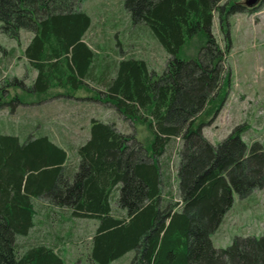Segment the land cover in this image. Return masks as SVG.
I'll return each instance as SVG.
<instances>
[{
    "label": "trees",
    "instance_id": "16d2710c",
    "mask_svg": "<svg viewBox=\"0 0 264 264\" xmlns=\"http://www.w3.org/2000/svg\"><path fill=\"white\" fill-rule=\"evenodd\" d=\"M80 1L0 0V31L16 40L20 30L32 34L24 56L37 75L32 86L20 84L45 94L58 85L77 91L95 82L92 98L143 122L152 141L143 146L133 127L92 117L88 139L73 148L68 161L66 150L46 132L24 141L0 133V264H64L46 242H19L34 226L35 199L69 209L75 220L97 221L89 248L97 264L130 250V264H264V227L260 236L235 235L226 247L212 242L233 193L245 198L264 187V136L246 141L241 123L212 144L202 132L210 120L194 127L231 73L225 61L231 48L228 16L255 6L235 0H123L131 23L148 26L169 55L157 72L141 57L108 61L100 55L85 38L92 19ZM215 13L223 46L212 33ZM194 36L204 38L197 55L180 57ZM2 99L0 107L8 104ZM223 101L224 96L216 113ZM172 139L180 142L175 201L163 196L167 177L160 159Z\"/></svg>",
    "mask_w": 264,
    "mask_h": 264
},
{
    "label": "rangeland",
    "instance_id": "374dc122",
    "mask_svg": "<svg viewBox=\"0 0 264 264\" xmlns=\"http://www.w3.org/2000/svg\"><path fill=\"white\" fill-rule=\"evenodd\" d=\"M235 2L245 6V0ZM79 8L92 19L91 27L85 36L86 40L99 51L100 55H105L108 61L134 55L147 60L155 71L163 70L169 57L168 53L152 35L148 26L131 23L129 14L123 7V0H81ZM228 31L231 48L225 61L231 70L229 79L218 96L206 105L194 124L196 127L198 123L210 120L202 128V132L212 144L218 143L229 134L233 126L241 123L246 124L243 135L246 141L264 136V0H259L252 10L229 15ZM212 33L223 46L218 13L214 15ZM30 36V32L20 30L19 39L16 40L0 31V95L3 97L2 100L8 103L0 107V133L14 134L20 141H24L31 133L43 134L45 128L49 127L47 119L51 110L56 109L58 104L62 107L71 104V108L76 111L72 118L79 116L82 120L87 117L90 120L94 117L115 121L127 129L133 127L135 138L143 146L150 144L152 134L143 122H132L118 114L109 104L92 98L97 95L92 90L95 82H90L89 89L77 91L58 85L50 88L45 94L31 93L32 91L23 87L19 81L30 87L37 75V70L24 56V48ZM203 42L202 36H194L187 40L179 53L180 57L194 58ZM59 92L66 95L76 94L77 98L61 96L59 99L57 95ZM223 96L222 106L216 113ZM14 97L23 103L16 102L14 105L12 101ZM67 99L71 100L66 101ZM63 114L65 119H70V112ZM66 126L67 129L70 128L69 124ZM83 131L84 129L79 130V133ZM79 141V136L72 138V145H68V149ZM179 149V140L172 139L166 152L160 157L167 177L163 186V196L172 201L178 199L176 170ZM232 196V206L212 235L215 247H226L235 235L260 236L263 232L264 187L253 190L245 198H239L235 193ZM35 206L39 211L38 202ZM113 206L115 214L120 216L122 211L118 210L115 204ZM50 211L51 222L44 226V218L37 214L33 228L26 237L19 238L20 243L25 245L39 241L49 237L53 230L59 227L63 229L66 224L65 216H59L55 210ZM75 222L73 236L66 237L70 241L59 252L64 264H97L89 259L90 238L96 226L95 220L79 219ZM59 233L62 232L59 230ZM133 256L134 251L130 250L108 264H130Z\"/></svg>",
    "mask_w": 264,
    "mask_h": 264
},
{
    "label": "crops",
    "instance_id": "0c3cea01",
    "mask_svg": "<svg viewBox=\"0 0 264 264\" xmlns=\"http://www.w3.org/2000/svg\"><path fill=\"white\" fill-rule=\"evenodd\" d=\"M32 36V34H31ZM31 36L28 40V42L31 39ZM27 42V44H28ZM26 44V45H27ZM59 97V99H61L63 96L64 97H68L69 98H77L76 94H64L62 92H59L57 94ZM62 96V97H61ZM71 99H67L66 101H70ZM62 101V100H60ZM57 103H61V102H57ZM69 103V102H68ZM71 103H73V100L71 101ZM71 104H67L64 107H62L60 104L57 105L56 109L51 110L49 116H48V122L47 124L49 125V127L45 128V131L50 137L51 140L56 143L57 145L63 147L66 152H67V159L68 161L70 160V158L73 157L74 152H73V148H75L78 144L82 143L84 140L88 139L89 137V129H90V123H89V118L87 117L86 119L82 120V117H76L75 119L72 118L74 117L73 114L74 112H76L75 110H73L71 108ZM69 113L70 112V119H65L64 114L63 113ZM66 124L70 126L69 129H67ZM123 128L127 129L125 126H123ZM84 129V131L80 134L79 130ZM80 137V141L79 142H75L76 144H74V146H72L71 149H68V145H72L71 144V139L74 137ZM76 160V157L75 159ZM73 160V162H74ZM40 201V202H39ZM39 203V208L40 210L37 211V209L35 208V216L37 214L42 215V217L45 220L44 226L46 223L51 222V209L55 210L56 212L59 213V216H65L66 219V224L63 227V229H61V227L57 228L56 230L52 231V234L45 238L42 239L41 241L46 242L48 245L53 246L54 249L59 253L61 251L62 248H64L66 246V244H68L67 242H69L70 240H67L66 237L69 236H73V232H74V224L76 223L74 218H70V211L67 208H60L57 207L45 200L41 199H35L34 203L36 205V203ZM36 207V206H35ZM63 213V215H62ZM83 220V219H80ZM41 221V220H40ZM96 226H97V221L95 220ZM95 226V228H96ZM48 228H50L51 226H46ZM59 230L62 232L61 234L59 233ZM95 230V229H94ZM67 240V241H66Z\"/></svg>",
    "mask_w": 264,
    "mask_h": 264
},
{
    "label": "water",
    "instance_id": "95a60500",
    "mask_svg": "<svg viewBox=\"0 0 264 264\" xmlns=\"http://www.w3.org/2000/svg\"><path fill=\"white\" fill-rule=\"evenodd\" d=\"M259 0H245L244 4L246 7L250 8L256 6Z\"/></svg>",
    "mask_w": 264,
    "mask_h": 264
}]
</instances>
